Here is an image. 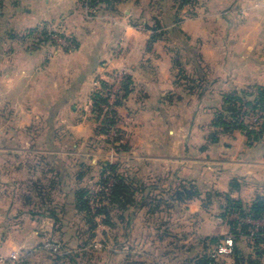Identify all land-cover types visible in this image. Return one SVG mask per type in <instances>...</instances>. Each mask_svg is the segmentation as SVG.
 Listing matches in <instances>:
<instances>
[{
  "label": "crops",
  "instance_id": "crops-1",
  "mask_svg": "<svg viewBox=\"0 0 264 264\" xmlns=\"http://www.w3.org/2000/svg\"><path fill=\"white\" fill-rule=\"evenodd\" d=\"M78 6V0H0V107L8 109L0 118L10 119L12 144L21 143L26 152L48 151L46 129L51 139L65 128L71 137H89L92 128L82 111L90 110L94 78L121 69L134 89L126 103L133 113L127 116L125 106L117 108L120 128L130 129L132 123L140 129L141 122L130 121L133 116L147 120L149 134L142 141L145 193L151 188L161 197L178 186L194 185L200 197L179 204L189 215L210 207L221 212L224 196L244 207L264 196V137L249 144L240 130L221 132L211 126L224 94L264 89V0H203L194 16L178 13L179 29L187 42L197 44L196 59L183 64L192 88L176 80V47L168 48L167 39L147 49L150 33L130 23V15L102 23ZM59 15L61 26L74 33L77 48L67 53L30 45L24 32ZM215 192L220 196L205 206L202 200ZM248 219L237 216L253 229L264 228V219ZM199 235L192 239L218 237ZM143 237L142 264H158L160 257L145 250L151 240ZM192 250L193 256L202 252L203 244ZM216 260L233 262L232 256Z\"/></svg>",
  "mask_w": 264,
  "mask_h": 264
},
{
  "label": "rangeland",
  "instance_id": "rangeland-1",
  "mask_svg": "<svg viewBox=\"0 0 264 264\" xmlns=\"http://www.w3.org/2000/svg\"><path fill=\"white\" fill-rule=\"evenodd\" d=\"M202 2L193 0L185 5L179 11L180 16H194ZM78 5L89 18L102 23L126 14L130 15V23L144 28L142 22L152 26L153 18H159L162 24H168V48L175 50L180 43L183 46L189 44L192 56L188 52L181 53L180 60L185 64L189 59H196L197 44L185 43L182 37L175 39L177 34L170 28L174 0H111L110 5L103 3L95 9L82 8L81 0H78ZM183 9L187 11L182 13ZM61 17L63 15L26 30L24 34H29L26 40L37 48L73 52L57 48L53 43L40 45L36 41L44 31H50L75 45L74 33L61 26ZM118 72L125 73L114 69L103 79L99 75L94 78L90 100L96 92L105 97L111 88L109 94L115 96L108 99L115 103L110 117L101 107L107 102L99 105L101 115L93 110L92 101L89 112L82 111L83 115L88 114L86 121L92 128L87 138L71 137L69 129L65 128L67 133L61 129L57 132L60 135L53 140L52 132L46 129L49 132L46 135L48 151L26 152L20 147L21 143L12 144L10 119L0 118V264H69L67 258L58 259L61 256L73 258L75 264H142L143 236L151 240L145 250L150 256L160 257L158 264H187L193 256V246L200 244L199 238L192 239V236L215 235L220 238L231 234L228 222L237 220L236 215L222 218L221 212L214 207L200 215H189L181 205L167 200L171 193L162 195L161 201L155 198V190L150 187L147 193H142V141L149 134L145 129L147 120L133 116L135 120L130 121L141 122L140 129L133 128L132 123H129L130 129L120 128L121 117L117 108L125 106L123 113L127 116L133 113L126 103L134 89V81L130 78L128 85L126 77L129 75L125 73L122 83L115 87L112 80ZM186 73L187 69L183 74ZM177 74L178 68L176 80H179L183 75ZM101 80L107 82L108 89L102 90ZM124 86L129 90L127 96H124ZM243 108L258 110V116L260 111L264 112V107L254 109L244 105L240 108L239 118ZM7 110L2 111L0 107V114H8ZM244 113L241 118L246 126L258 122L259 117L253 111L245 110ZM104 116L107 121L114 120L115 124L106 128ZM54 147L59 150L55 151ZM110 164H116L115 173L107 169ZM18 165L21 166L17 168ZM114 174H121L131 182L134 203L125 209L106 200ZM77 191L85 192L83 200L88 207L85 211L75 207ZM104 206L107 217L98 215V210Z\"/></svg>",
  "mask_w": 264,
  "mask_h": 264
},
{
  "label": "trees",
  "instance_id": "trees-1",
  "mask_svg": "<svg viewBox=\"0 0 264 264\" xmlns=\"http://www.w3.org/2000/svg\"><path fill=\"white\" fill-rule=\"evenodd\" d=\"M193 0H174V13L171 19V30L175 32L177 36L175 39H180L181 37L185 39V43L187 42L186 36L182 33V31L178 27V23L180 19L178 17L179 11L187 4L192 3ZM106 3L108 5L111 4V0H81V7L85 8L88 7L89 9H95L99 5ZM165 25V26H164ZM168 24H162L161 19L154 17L153 18V25L150 26L147 22L144 23V28L150 32V37L147 42V49L151 47V45L158 41L166 38V35L169 34V29H167ZM29 37L28 35H25ZM180 45V46H179ZM75 47L77 48V43H75ZM182 47V48H180ZM75 48V49H76ZM190 46L189 44L182 45V43L178 44L175 50V56L173 59V64L176 68H178V74H182L183 76L177 80L178 82L182 83H192L190 76L188 74H183L185 72V68L180 60L179 51H183L185 53L189 52ZM187 64V63H185ZM126 79L128 80V85L130 84V77L127 76ZM102 90L108 89L107 82L99 81ZM188 88L190 87L186 84ZM124 96H127L129 90L127 86H124ZM92 107L95 112H99L101 115V110L99 108L100 104H104L107 102V98L103 96V93L96 92L91 97ZM250 106L254 109L264 107V89L261 87H254L249 91L245 90H234L227 94L223 95L222 105L220 109L216 112L214 119L212 120L211 126L218 129L221 132H231L234 130H240L248 139L249 144L256 143L260 141L264 137V121L259 126V128H249L243 122L239 120V113L240 108L242 106ZM99 115V114H98ZM106 128L111 127L115 124L114 120H109L104 116ZM107 122V123H106ZM212 142H215V135L210 137ZM111 172L115 173L116 164H110L107 166ZM233 188V183H232ZM131 182H128L125 177L121 174H114V182L111 187V191L106 197V200L109 204L113 206H117L120 209H125L127 205H132L133 201V191L131 192ZM145 188L142 184V193L144 192ZM85 196V192L77 191L75 193V201H76V208L78 210L85 211L88 207L86 202L83 200ZM220 194L210 193L208 194L202 201L204 205H209L213 199H217ZM200 197V192L194 185L190 186H178L167 198V200L172 201V203H184L185 201L194 200ZM156 199H163L162 197L155 196ZM144 197H142V200ZM159 201L157 203H159ZM166 203V201H164ZM167 204V203H166ZM168 205V204H167ZM157 207V205H156ZM221 210V217L222 218H229V216L235 214L238 216V219H245L250 218L253 221H260L264 219V196L256 197L249 207H244L239 201L230 198L229 196H224L223 204L220 207ZM152 213H154L152 211ZM98 215H103L105 217L108 216V211L104 207L98 210ZM54 216V220H55ZM108 222H106V225ZM228 224L231 227V234L233 235L234 241V250L232 253V264H260L262 259H264V228H256L253 229V226L250 224L242 223L240 221H230ZM255 230V232L251 235L250 231ZM222 237H206L198 239V242L202 245L204 250L200 253L195 254L192 256L187 264H226L225 262H221L218 260H214L210 257V253H208V249L214 245H216ZM238 242L245 243L246 248L249 249L250 253L245 254V252L240 248ZM67 258L69 264H75L73 258L69 256H61L58 259Z\"/></svg>",
  "mask_w": 264,
  "mask_h": 264
},
{
  "label": "built area",
  "instance_id": "built-area-1",
  "mask_svg": "<svg viewBox=\"0 0 264 264\" xmlns=\"http://www.w3.org/2000/svg\"><path fill=\"white\" fill-rule=\"evenodd\" d=\"M38 39L39 40H36V41L38 43H40V45H46L47 43L48 44L53 43L57 46V48H63V49L68 50V51H74L75 50V45L72 41L66 40L65 38H61L59 35L53 34L50 31H44L41 36H38ZM124 75H125V73L118 72L114 76V79L112 80V82L115 83L114 84L115 87H116V85H120L122 83ZM112 91H113V93H115V88H112ZM108 92L111 93V88ZM109 93L108 94L106 93V96H105V97H107V103L104 104L103 106H101L103 111L108 112V114L113 112V110H111V109H113L112 105H113V103H115V102L112 103L110 101V99H108V97L109 98H110V96L114 97L115 95L114 94L111 95ZM245 110L247 112L253 111L255 114H257V113L259 114L258 110H248L246 108H243V111L241 112L239 120H240V122H243L245 124H246V122H245L244 118H241L245 114L244 113ZM258 114H257V116H258ZM107 116L110 117V114ZM258 117H259V120H257L258 122L256 124H254V126H252V125L249 126V128H254V129L259 128V126L263 123L264 112L260 111V115ZM241 221L251 222L248 218L247 219H241ZM250 232H251L250 234L252 235L255 232V230H251ZM233 250H234L233 235L229 234V235L222 237V239L216 245L213 246L212 251L210 252V257L213 258L214 260H216L218 257H229L232 255Z\"/></svg>",
  "mask_w": 264,
  "mask_h": 264
}]
</instances>
